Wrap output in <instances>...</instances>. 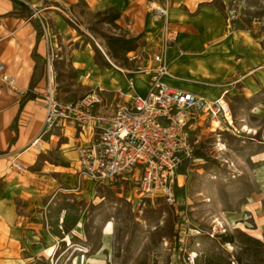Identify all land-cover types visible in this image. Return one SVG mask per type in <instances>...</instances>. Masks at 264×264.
Returning a JSON list of instances; mask_svg holds the SVG:
<instances>
[{
  "label": "rangeland",
  "instance_id": "obj_1",
  "mask_svg": "<svg viewBox=\"0 0 264 264\" xmlns=\"http://www.w3.org/2000/svg\"><path fill=\"white\" fill-rule=\"evenodd\" d=\"M211 5L223 15L227 32L249 37L252 45L264 51V0H212ZM151 13L156 15L155 10ZM83 16L82 25L72 23L77 29V59L70 58L72 44L65 41L67 57L58 67L54 61V70H60L56 71L58 98L63 103L73 102L89 90L72 68V60L80 61L77 67L83 71L91 57L90 62L97 67L92 71L94 78L112 91L116 82L124 84L121 70L148 66L151 53L160 46L159 28L151 29L136 36L140 38L138 60L129 62L127 54L115 59L108 40L128 39L131 33L110 23L114 16L111 11L96 15L84 12ZM174 30L178 35L179 29ZM145 80L136 77L138 91L146 90ZM107 97L112 102L113 94ZM226 97L234 125L222 119L218 122L201 118V128L192 133L195 160L185 162L178 172L176 206L162 199L140 200L134 178L115 187L85 180L79 190L73 187L47 194L44 203L55 212L51 222L58 221V212L61 215L62 229L56 232L63 239L57 240L59 247L53 258L59 264H196L208 249L220 246L219 236L223 234L238 237L235 244L224 246L236 257L245 248L239 232L264 244V91L246 100L243 95L233 97L230 89ZM245 127L249 130L244 131ZM77 224L79 237L72 233ZM109 224L110 237L105 231ZM254 258L253 249L243 257L247 263H253ZM258 259L264 263V248Z\"/></svg>",
  "mask_w": 264,
  "mask_h": 264
},
{
  "label": "crops",
  "instance_id": "obj_2",
  "mask_svg": "<svg viewBox=\"0 0 264 264\" xmlns=\"http://www.w3.org/2000/svg\"><path fill=\"white\" fill-rule=\"evenodd\" d=\"M211 3L212 0H0V63L15 78L13 88L0 80V264H49L50 260L51 264H59L53 255L59 247L57 240L63 239L56 232L62 229L61 215L58 212V221L51 222L55 212L47 208L44 198L51 192L77 188L78 148L91 142L92 131L79 132L69 125L63 133L45 137L41 148L32 143L44 124L41 94L46 87L47 59L53 54L58 67L67 57L65 41L72 44L68 55L77 59V29L72 25H82L84 12H118L120 18L115 23L130 32L131 39L151 29L160 30L163 21L151 12L155 5L167 8L171 25L179 29L178 45L185 52L183 56L170 52V77L165 78L168 84L208 99H217L230 93V89L233 97L243 95L246 100L264 91V51L252 45L249 37L227 32L223 15ZM65 34L70 36L64 38ZM240 49L247 55H241ZM90 59L84 72L77 67L80 61L72 60L71 66L80 76L90 74L83 86L104 89L92 74L97 67ZM139 77L146 78V90H137L135 78V92L145 96L149 77ZM232 80V85L225 84ZM120 86H126L125 78L123 85L116 82L114 90ZM114 90L107 91V95ZM202 117L195 130L201 128ZM15 162L24 171L14 170ZM79 227L77 224L72 231L77 237Z\"/></svg>",
  "mask_w": 264,
  "mask_h": 264
},
{
  "label": "built area",
  "instance_id": "obj_3",
  "mask_svg": "<svg viewBox=\"0 0 264 264\" xmlns=\"http://www.w3.org/2000/svg\"><path fill=\"white\" fill-rule=\"evenodd\" d=\"M154 10L163 21L159 30L160 46L151 53L148 66L135 71L121 70L126 86L113 91L112 102L107 91L100 87L91 88L73 102H61L55 56L48 57L46 87L41 94L44 124L32 146L41 148L45 137L63 133L69 125L79 132L89 129L91 142L78 148V190L85 180L115 187L134 178L140 200L162 199L167 205L176 206L178 172L185 162L195 160L192 133L199 117L222 119L232 126L233 115L226 97L228 91L217 99H208L165 81L170 77V52L177 51L179 56L185 52L178 45V35L169 21L167 8ZM136 53H128L127 60L131 63L138 60ZM143 75L149 77L145 96L135 92V78ZM79 79L83 83L90 79V74ZM0 80L9 88L15 84V78L1 63ZM12 167L18 172L24 171L17 162Z\"/></svg>",
  "mask_w": 264,
  "mask_h": 264
},
{
  "label": "trees",
  "instance_id": "obj_4",
  "mask_svg": "<svg viewBox=\"0 0 264 264\" xmlns=\"http://www.w3.org/2000/svg\"><path fill=\"white\" fill-rule=\"evenodd\" d=\"M120 18L118 12L114 13V16L111 18L110 23L114 24ZM138 40L139 38H111L108 40V47L111 51L112 56L115 59L123 58V54H128L135 52L138 49ZM45 74L47 71V65H45ZM178 187L176 188V191ZM239 237L244 238L241 243L244 244L245 248L242 249V253L237 257L233 254H230L225 250L224 246L227 244H235L236 237L234 234L228 233L219 236L221 238V244L217 248L208 249L200 257L197 258L196 264H264L260 261L259 255L261 254V249L264 248V244L253 237H249L246 234L239 232ZM255 250V258L253 263H247L246 259L244 260L245 254L249 253L250 250Z\"/></svg>",
  "mask_w": 264,
  "mask_h": 264
},
{
  "label": "bare ground",
  "instance_id": "obj_5",
  "mask_svg": "<svg viewBox=\"0 0 264 264\" xmlns=\"http://www.w3.org/2000/svg\"><path fill=\"white\" fill-rule=\"evenodd\" d=\"M157 8H159V7H155V9H157ZM104 50V49H103ZM230 121H231V123H232V125H234V122H233V118H230ZM214 124H217L218 125V122H215ZM218 127V126H217ZM248 131L249 130V128L248 127H245L244 128V131ZM216 132V131H215ZM106 236H108V237H110L111 235H112V227H111V225L109 224L108 226H107V228H106Z\"/></svg>",
  "mask_w": 264,
  "mask_h": 264
}]
</instances>
